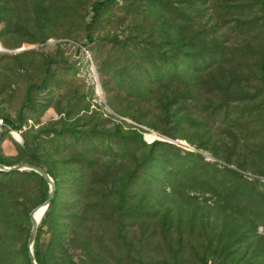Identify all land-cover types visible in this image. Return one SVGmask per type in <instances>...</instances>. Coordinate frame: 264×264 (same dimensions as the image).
I'll list each match as a JSON object with an SVG mask.
<instances>
[{"label": "rangeland", "instance_id": "374dc122", "mask_svg": "<svg viewBox=\"0 0 264 264\" xmlns=\"http://www.w3.org/2000/svg\"><path fill=\"white\" fill-rule=\"evenodd\" d=\"M100 1L0 0V160L34 158L56 183L54 216L40 220L32 251L45 264H264V177L253 173L264 172V141L240 171L213 157L220 143L172 120L168 95L160 102L174 56L184 59L171 43L185 38V17L173 13H185V0H112L92 21ZM223 20L220 39L250 35ZM254 36L264 51V31ZM157 79L161 90L147 85ZM90 166L91 178L118 171L117 183L87 192L78 171ZM37 187L29 193L23 180L0 206V264H28V216L49 190Z\"/></svg>", "mask_w": 264, "mask_h": 264}, {"label": "trees", "instance_id": "16d2710c", "mask_svg": "<svg viewBox=\"0 0 264 264\" xmlns=\"http://www.w3.org/2000/svg\"><path fill=\"white\" fill-rule=\"evenodd\" d=\"M111 1L102 0L94 4L92 21ZM184 3L187 6L185 13L180 10L173 13H175V21L178 23H181L182 17H185V38H175L171 43L175 47H180V50H184L182 51L184 59L179 62V56H174L177 72L172 75L169 84H167L168 91L165 94L161 92L159 95L160 102L168 95L167 109L173 111V121L183 123L182 126L187 124V130H197L205 138L206 143H220L215 148V154L213 153L215 159L225 160L227 164L235 165L236 169L240 171L248 170L245 165L248 163L251 165V160L255 156L262 155L254 154L252 148L257 141H264V138L259 135V132L264 134V82L260 78H264V51L259 45V38L254 36L256 31L260 34L264 31V25H256L250 21H262L261 18L251 19L253 8L256 9L258 5L255 4V0H185ZM259 6V11L264 15V3L262 2ZM220 10L228 11L227 16H224L225 13L220 17L212 13ZM204 16L206 21H203ZM243 18H247L248 20H245L247 22L242 21ZM223 19L235 22L236 25L233 29L236 31L239 26L243 25L245 27L242 28L243 31L246 30V33H250L252 36L241 35L243 38L241 42H232L231 39H224L225 36L220 39L221 34H225V29L230 26V23L223 24ZM176 28L178 29V27ZM209 37H213V39L207 40ZM201 43L202 46L199 47ZM203 47H205L204 50ZM197 48H202L209 57L202 59ZM195 52L196 54H194ZM179 63H183V67L178 70ZM163 82L164 80L157 79L147 85L156 86L157 90H161L160 85ZM162 89H165V85ZM143 92L146 95L147 91ZM1 121L8 127L18 129L8 118H3ZM224 129L230 133L227 139H219ZM138 137L141 142V136ZM152 145L163 144L156 141ZM189 156L192 157L193 154L191 153ZM193 157L197 158L198 156ZM95 163L99 164L100 161H95ZM143 163V169L146 170V165L148 166L146 159ZM0 164L5 165L1 160ZM27 164L40 167L34 158L28 160ZM191 164L199 165L198 163ZM6 166L12 167L13 164ZM148 167L150 169L151 165ZM91 171H93V166H90L88 170L78 171V181L80 180V185L87 192L92 184L111 183L115 185L117 183L118 171L108 174L106 170L98 169L96 177L93 178L90 177ZM230 172L234 176L242 177L233 170ZM253 173L264 177V172ZM47 174L52 178L50 173L47 172ZM132 174L133 172H131ZM0 176L3 180H7V182L0 181L1 207L6 198L14 199L19 196L23 180L27 181L28 185H33L29 193H38L37 185L44 182V179L33 171L0 173ZM48 193L49 190L40 197L38 204L45 202ZM54 196H56V190ZM54 207L55 199L53 197L43 215L45 219L54 216ZM28 218L30 220V215ZM35 247L33 256L36 264H45L44 258ZM27 262L30 264L28 255Z\"/></svg>", "mask_w": 264, "mask_h": 264}, {"label": "water", "instance_id": "95a60500", "mask_svg": "<svg viewBox=\"0 0 264 264\" xmlns=\"http://www.w3.org/2000/svg\"><path fill=\"white\" fill-rule=\"evenodd\" d=\"M22 171H33V172H35L39 176H41L44 179V181L48 184V186H49L48 197L45 200V202L40 205V206H44L45 209L47 210L51 200L54 197L55 183L52 181V179L50 178V176L47 174V172L45 170H43L39 166H35V165H31V164H19V165L12 166V167H6V166L0 164V172H22ZM36 209H34L30 213L31 231H30L29 238H28V247H29L28 248V258H29L30 264H36V262L34 260V256H33V251H32L34 238H35L37 228H38V224H39V222L34 217V212L36 211Z\"/></svg>", "mask_w": 264, "mask_h": 264}, {"label": "bare ground", "instance_id": "6f19581e", "mask_svg": "<svg viewBox=\"0 0 264 264\" xmlns=\"http://www.w3.org/2000/svg\"><path fill=\"white\" fill-rule=\"evenodd\" d=\"M148 142V141H147ZM150 143V142H149ZM46 209L44 206H40L36 209V211L34 212V217L35 219L40 222V220L42 219L43 215L45 214Z\"/></svg>", "mask_w": 264, "mask_h": 264}]
</instances>
